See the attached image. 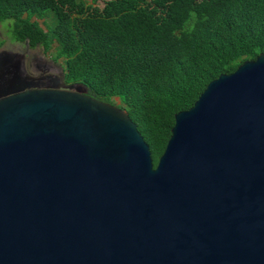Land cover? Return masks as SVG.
Wrapping results in <instances>:
<instances>
[{"label":"water","instance_id":"95a60500","mask_svg":"<svg viewBox=\"0 0 264 264\" xmlns=\"http://www.w3.org/2000/svg\"><path fill=\"white\" fill-rule=\"evenodd\" d=\"M0 62V264H264V52L174 114L155 166L124 108Z\"/></svg>","mask_w":264,"mask_h":264},{"label":"trees","instance_id":"16d2710c","mask_svg":"<svg viewBox=\"0 0 264 264\" xmlns=\"http://www.w3.org/2000/svg\"><path fill=\"white\" fill-rule=\"evenodd\" d=\"M96 1L0 0V23L12 21L13 41L53 50L65 83L102 101L117 97L154 166L174 114L264 52V0H113L109 11L93 10Z\"/></svg>","mask_w":264,"mask_h":264},{"label":"rangeland","instance_id":"374dc122","mask_svg":"<svg viewBox=\"0 0 264 264\" xmlns=\"http://www.w3.org/2000/svg\"><path fill=\"white\" fill-rule=\"evenodd\" d=\"M86 1L90 3V0H86ZM112 5H113V0H104V1L97 0L95 3L92 4V9L93 10L109 11V10H111ZM33 19H35V18H33ZM37 21L39 22V24L43 28H45L42 20L37 19ZM11 24H12L11 20H4L0 23V41H2V45H1L0 49L26 54V60H28V58H30V57H34L33 62L36 65H40L43 61H46L49 64L53 65L54 70H51L52 73H56L57 71L59 72L60 70H61V72L63 71L62 59H59L57 61L53 60V55H54L53 50H51L47 53H44L42 51L41 46H36L35 48H30L26 43H20V42L13 41L12 40V32L10 30ZM48 24H46V27L51 26L52 21H50ZM32 68L26 65V69L30 73L34 72V69H32ZM111 103L115 104L117 106L120 105V102H119L117 97H113L111 100Z\"/></svg>","mask_w":264,"mask_h":264},{"label":"flooded vegetation","instance_id":"af4514ba","mask_svg":"<svg viewBox=\"0 0 264 264\" xmlns=\"http://www.w3.org/2000/svg\"><path fill=\"white\" fill-rule=\"evenodd\" d=\"M2 50V49H0ZM43 51V50H42ZM19 53V59L22 61V70L24 74H28L32 76L33 82L36 84L37 87L45 88V87H52L53 85L59 86L61 88H67L69 84L63 81V75L61 70L56 73H52L51 70H54L53 65L49 64L46 61H43L40 65L34 64V57L28 58L26 60V54ZM27 62V63H26ZM26 65L29 67H33L34 72L30 73L26 69ZM5 71V64L0 62V72Z\"/></svg>","mask_w":264,"mask_h":264}]
</instances>
